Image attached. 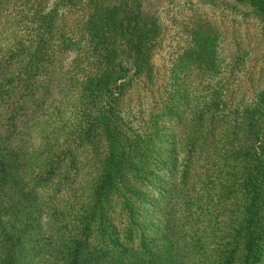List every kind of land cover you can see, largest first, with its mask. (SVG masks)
<instances>
[{
    "label": "trees",
    "instance_id": "16d2710c",
    "mask_svg": "<svg viewBox=\"0 0 264 264\" xmlns=\"http://www.w3.org/2000/svg\"><path fill=\"white\" fill-rule=\"evenodd\" d=\"M135 1L0 0V180L51 98L42 78L68 54L81 144L45 136L54 150L21 185L24 212L0 213V264H33L27 247L35 264H264V82L237 119L244 105L214 87L217 31H194L167 72ZM214 2L264 27V0ZM187 68L208 85L196 97ZM35 201L46 213H25ZM43 217L50 236L26 235Z\"/></svg>",
    "mask_w": 264,
    "mask_h": 264
},
{
    "label": "rangeland",
    "instance_id": "374dc122",
    "mask_svg": "<svg viewBox=\"0 0 264 264\" xmlns=\"http://www.w3.org/2000/svg\"><path fill=\"white\" fill-rule=\"evenodd\" d=\"M107 1L119 4L124 0ZM134 3L140 6L146 16L157 23L156 47L153 51L154 61L158 65L164 62L167 65V69H165L167 72L170 67L169 63L175 61L176 57L189 47L194 31H199L205 26V29L209 31H211L210 29L217 31L221 65L214 87H218L220 92L226 95L224 100H231L228 102L233 105L237 103L244 105L234 113L237 119L244 118L243 111L247 103L252 101L263 87L264 27L246 15H232L214 0H136ZM71 57L72 55L68 54L67 57L65 55L59 59L51 66L48 75L42 78V80L45 78L50 80L51 98L45 104L42 112L27 125L30 129H27L26 125L23 126L9 146L10 151L20 154L21 160L10 161V167L13 168L6 171L3 174L4 179L0 180V213H5V211L6 213L24 212L21 185H31L30 176L31 172L35 171V160L42 161L54 150L51 146L52 142L46 144L45 136L47 134L58 133V136L61 137L59 140V149L61 150L72 149L75 151L81 147L80 140L76 136L77 130L72 131V124L78 119L80 111L76 102L79 85L73 84L66 88L68 80L63 77L68 71ZM185 77L189 94H195V97L200 89L208 86L202 83V78L199 77L196 69L187 68ZM64 88L66 90L61 93ZM192 98L191 102H193ZM67 137L68 140L63 142V139ZM43 146L52 150L46 152L42 148ZM81 152L89 154L87 148ZM84 159L83 155V165L88 162ZM29 205L27 204V207L30 210H26L25 213H35L36 211L46 213L45 210L35 208V205H38L36 201ZM39 233L45 238L51 234L48 222L44 217L40 220L39 225L32 226L26 235L33 238V235L39 236ZM41 246L36 247L39 249ZM26 252L27 257L32 258V263L35 264L40 256H35L29 247L26 248ZM44 257L43 255V259H45ZM44 261L45 264H48L46 259L41 264ZM173 264L179 263L174 260Z\"/></svg>",
    "mask_w": 264,
    "mask_h": 264
}]
</instances>
